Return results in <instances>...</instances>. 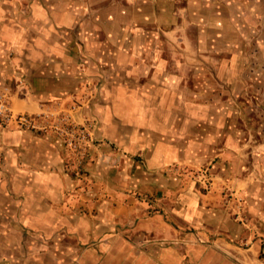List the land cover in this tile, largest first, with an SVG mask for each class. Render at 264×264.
<instances>
[{"label": "crops", "instance_id": "obj_1", "mask_svg": "<svg viewBox=\"0 0 264 264\" xmlns=\"http://www.w3.org/2000/svg\"><path fill=\"white\" fill-rule=\"evenodd\" d=\"M177 1L208 3L43 0L37 43L43 61L57 69L74 65V54H87L93 69L117 73L108 80L97 133L105 146L117 147L118 164L112 174L94 175L103 193H74L61 158L43 153L22 131L0 128V264H217L215 250L190 243V231L218 226L203 220L214 206L212 192L168 172L203 163L212 150L224 152L220 139L226 128L234 130L228 124L234 112L206 95L177 94L185 81L177 66L187 64L179 55L208 53L203 21L199 44L185 45L191 36L179 31L184 28L171 8ZM215 22L223 38L225 18L219 14ZM71 30L82 43L69 39ZM220 52H232L221 61L223 72L235 51ZM219 156L213 171L239 177V161Z\"/></svg>", "mask_w": 264, "mask_h": 264}, {"label": "rangeland", "instance_id": "obj_2", "mask_svg": "<svg viewBox=\"0 0 264 264\" xmlns=\"http://www.w3.org/2000/svg\"><path fill=\"white\" fill-rule=\"evenodd\" d=\"M207 4L188 7L177 1L171 7L184 28L179 31H189L187 47L200 42L198 22L207 28V58L189 52L179 55L187 64L177 66L185 69L177 94H202L210 104H224L222 109L234 112L228 120L234 130L226 128L220 139L224 152L212 150L203 163L168 173L192 180L214 196V206L203 220L209 227H221L204 234L190 231V243L215 250L217 264H264V0ZM219 14L227 25L223 38L215 29ZM77 35L78 30H71L69 39L82 43ZM40 39L43 0H0V128L22 131L32 144L41 143L43 153L61 158L72 180L71 191L99 195L105 188L94 178L97 170L112 174L118 164L113 155L118 154L117 147L105 146L97 133L103 100L113 82L108 80L117 73L111 68L93 69L87 54H74V65L54 69L43 61ZM173 46L180 49L184 44L176 39ZM227 47L234 48L235 59L222 72L221 61L232 57V52H220ZM221 152L239 161V177L213 171Z\"/></svg>", "mask_w": 264, "mask_h": 264}]
</instances>
